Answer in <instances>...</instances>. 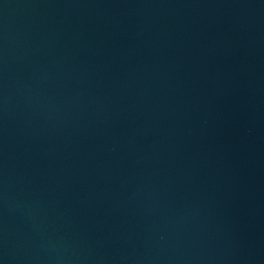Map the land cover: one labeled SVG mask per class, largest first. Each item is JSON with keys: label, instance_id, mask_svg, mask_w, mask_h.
Returning <instances> with one entry per match:
<instances>
[{"label": "water", "instance_id": "95a60500", "mask_svg": "<svg viewBox=\"0 0 264 264\" xmlns=\"http://www.w3.org/2000/svg\"><path fill=\"white\" fill-rule=\"evenodd\" d=\"M0 264H264V0H0Z\"/></svg>", "mask_w": 264, "mask_h": 264}]
</instances>
